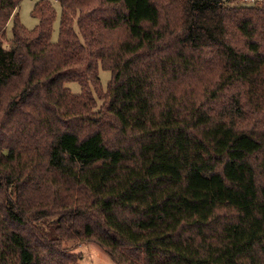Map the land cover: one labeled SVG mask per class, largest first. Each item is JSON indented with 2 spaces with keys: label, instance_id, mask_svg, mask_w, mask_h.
<instances>
[{
  "label": "trees",
  "instance_id": "trees-1",
  "mask_svg": "<svg viewBox=\"0 0 264 264\" xmlns=\"http://www.w3.org/2000/svg\"><path fill=\"white\" fill-rule=\"evenodd\" d=\"M57 1L0 0V264H264V0Z\"/></svg>",
  "mask_w": 264,
  "mask_h": 264
},
{
  "label": "rangeland",
  "instance_id": "rangeland-1",
  "mask_svg": "<svg viewBox=\"0 0 264 264\" xmlns=\"http://www.w3.org/2000/svg\"><path fill=\"white\" fill-rule=\"evenodd\" d=\"M38 0H21L17 8L18 15H15V18H12L7 27L6 36L2 38L3 45L6 47L10 46L9 38L13 34V25L14 21H17L18 18L27 28H34L39 19L33 15L32 11L35 6V3ZM56 7L57 16L53 24V40H57L59 37V26H60V17H61V6L57 0H51ZM111 77L109 70L100 69V78H101V87L99 92L105 93L107 90V84ZM68 87H70L74 92H79L81 87L77 82H69ZM103 86V88H102ZM100 102V100H99ZM70 248L80 256L79 264H118L114 261L108 252L92 240H83V241H74L71 243Z\"/></svg>",
  "mask_w": 264,
  "mask_h": 264
}]
</instances>
